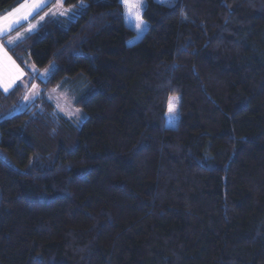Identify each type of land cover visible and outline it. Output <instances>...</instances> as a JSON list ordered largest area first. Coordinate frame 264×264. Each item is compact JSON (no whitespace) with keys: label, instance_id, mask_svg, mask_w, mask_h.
<instances>
[{"label":"trees","instance_id":"1","mask_svg":"<svg viewBox=\"0 0 264 264\" xmlns=\"http://www.w3.org/2000/svg\"><path fill=\"white\" fill-rule=\"evenodd\" d=\"M170 1L132 45L120 0H64L5 47L55 68L24 111L0 89V264H264V0Z\"/></svg>","mask_w":264,"mask_h":264},{"label":"rangeland","instance_id":"2","mask_svg":"<svg viewBox=\"0 0 264 264\" xmlns=\"http://www.w3.org/2000/svg\"><path fill=\"white\" fill-rule=\"evenodd\" d=\"M163 5H170V0H156ZM121 2V0H120ZM25 0L17 8L0 14V89L6 93L15 85L23 86L26 91L18 104L17 111L28 109L40 97L41 87L37 80L44 82L54 70V64H50L42 70H38L30 60L26 61L25 68L19 67L10 57L5 47L12 46L23 39L26 35L33 33L37 27L47 18L71 17L73 11L64 5V0ZM134 7L126 8L121 2L125 15V22L135 34L127 44L132 45L138 41L147 28L141 19V13L145 6V0H132ZM27 4L29 7L21 8ZM50 4V5H49ZM48 8H45L48 6ZM45 8V9H44ZM20 10V11H17ZM140 27H137V25ZM11 41V43L9 42ZM29 84V85H28ZM46 99L55 108L56 112L70 121L80 123L83 119L82 111L75 106V95L67 89L55 87L46 93ZM174 104L173 112H169V102ZM179 97L172 96L167 103L166 126L173 128L177 123V103Z\"/></svg>","mask_w":264,"mask_h":264},{"label":"snow or ice","instance_id":"3","mask_svg":"<svg viewBox=\"0 0 264 264\" xmlns=\"http://www.w3.org/2000/svg\"><path fill=\"white\" fill-rule=\"evenodd\" d=\"M121 2L125 4L126 8L134 7V4L132 3V0H121ZM26 7H29V6L27 4L21 6L22 9L26 8ZM17 11H20V10H17ZM137 27H140V25L138 24ZM9 42L11 43V41H9ZM0 51H2V49H0ZM173 110H174V104H173V102L170 99L169 112H173Z\"/></svg>","mask_w":264,"mask_h":264}]
</instances>
